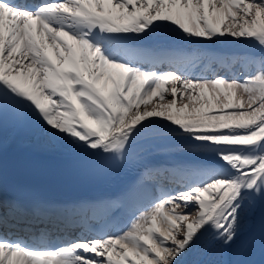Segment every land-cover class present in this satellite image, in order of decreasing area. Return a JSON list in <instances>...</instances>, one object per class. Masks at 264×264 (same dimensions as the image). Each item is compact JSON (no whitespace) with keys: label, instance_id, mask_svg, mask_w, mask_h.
<instances>
[{"label":"snow or ice","instance_id":"1","mask_svg":"<svg viewBox=\"0 0 264 264\" xmlns=\"http://www.w3.org/2000/svg\"><path fill=\"white\" fill-rule=\"evenodd\" d=\"M167 32L197 48L131 43ZM227 38L264 53V0H0V124L9 114L36 121L101 170L152 135L208 157L179 168V183L122 229L82 216L76 235L53 240L44 229L28 240L0 225V264H188L206 237L235 244L245 206L264 205V54L202 50ZM204 61L230 76L187 70ZM20 208L0 198L5 222Z\"/></svg>","mask_w":264,"mask_h":264},{"label":"bare ground","instance_id":"2","mask_svg":"<svg viewBox=\"0 0 264 264\" xmlns=\"http://www.w3.org/2000/svg\"><path fill=\"white\" fill-rule=\"evenodd\" d=\"M174 27V26H173ZM182 34L177 32H167L163 36H153L150 38H162L171 36L175 41L180 44V47L185 50H194L197 45L189 44L187 41L181 38ZM228 43H217L207 44V47L202 50L214 54L217 57H223L225 59L231 57L233 54L249 53L255 56H260L264 53L261 49L251 42L240 43L234 41L232 38H227ZM206 62V61H205ZM230 62V61H229ZM217 63V69H214V64L211 68L207 69L198 65L196 68L187 66V70L192 72L194 75H229L227 69H225L220 63ZM240 65L236 64L233 66V71H239ZM34 130V144L42 152L53 153L60 156H78L86 155L87 153L76 150L63 142L62 140L53 139L47 136L43 131V125L36 121H32ZM175 139H181L175 135H169ZM208 160L206 156L194 155L189 151L182 150V148L166 149V150H155L152 147H148L139 150L129 156L125 163L119 165L114 172L111 174V180L116 183H123L131 179H141L144 183L145 179L142 177L143 171L151 168L163 167L169 171H175L181 167L189 166L194 163H203ZM256 203L253 208L245 206L242 212V225L241 232L247 230L252 221L254 212L256 209ZM229 247H223L218 242L214 241L211 237H206L201 241L200 246L193 251L188 257V264H228Z\"/></svg>","mask_w":264,"mask_h":264}]
</instances>
